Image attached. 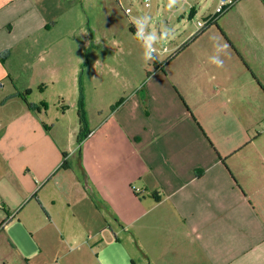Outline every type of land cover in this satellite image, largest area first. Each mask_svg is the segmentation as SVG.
<instances>
[{
	"label": "crops",
	"instance_id": "obj_1",
	"mask_svg": "<svg viewBox=\"0 0 264 264\" xmlns=\"http://www.w3.org/2000/svg\"><path fill=\"white\" fill-rule=\"evenodd\" d=\"M77 3L0 0V264H264L261 150L226 159L240 148L206 137L192 161L188 94L134 78L130 58L111 110L120 85L100 81ZM75 141L84 153L58 169Z\"/></svg>",
	"mask_w": 264,
	"mask_h": 264
},
{
	"label": "rangeland",
	"instance_id": "obj_2",
	"mask_svg": "<svg viewBox=\"0 0 264 264\" xmlns=\"http://www.w3.org/2000/svg\"><path fill=\"white\" fill-rule=\"evenodd\" d=\"M108 1L114 5L102 8L96 6L97 0L76 4L79 11H84V19L75 21L77 33L81 29L86 31L88 24L94 44L98 39L99 58L105 64L100 67V81L111 85L118 81L119 98L126 97L129 88L121 85L122 59L130 58L134 78L147 73V83L160 79L168 83L169 91L178 93L180 88L188 94L191 140L198 137L191 144L192 161L202 158L196 156L200 151L199 139L204 143L206 137L220 148H240L237 155L226 159L252 160L253 147L264 155V0H238L190 39L193 21L212 13L218 0H179L170 10L167 0H148V5L146 0H122L120 4ZM191 2L197 12L192 18L188 6ZM126 7L130 12L124 11ZM144 15L151 17L148 26L157 35L170 29L174 32L170 39L156 46L155 62L144 61L143 48L134 35L136 30L133 34L130 29L133 17ZM178 42L173 50L161 51ZM217 44L226 45L222 54L216 51ZM118 48H131L133 52L130 57L120 55ZM114 53L119 56L114 57ZM213 57L221 58L223 66L211 63ZM73 147L75 152L69 155V162L84 153L76 141Z\"/></svg>",
	"mask_w": 264,
	"mask_h": 264
},
{
	"label": "clouds",
	"instance_id": "obj_3",
	"mask_svg": "<svg viewBox=\"0 0 264 264\" xmlns=\"http://www.w3.org/2000/svg\"><path fill=\"white\" fill-rule=\"evenodd\" d=\"M178 2L179 0H167L166 7L170 10ZM150 19L151 17L147 15H144L143 17H133L132 19V24L136 27L135 38L141 43V46L143 48V59L145 62L158 61V49L156 46L170 39L174 35L172 29L163 31L159 35H157V33L150 30L148 26V22ZM225 48L226 45H216V51L219 54H222ZM211 63H213L217 67L223 66V60L218 57H213Z\"/></svg>",
	"mask_w": 264,
	"mask_h": 264
},
{
	"label": "trees",
	"instance_id": "obj_4",
	"mask_svg": "<svg viewBox=\"0 0 264 264\" xmlns=\"http://www.w3.org/2000/svg\"><path fill=\"white\" fill-rule=\"evenodd\" d=\"M190 15H191V11H190ZM216 19H214V22H215ZM131 31L134 32V29L131 27L130 28ZM205 29V27L201 28L200 30L197 31L196 34H198L199 32H202L203 30ZM194 34L192 36V38L196 35ZM22 97H23V100L25 102V104L27 105L28 108L30 109H35V108H38L37 106L33 105L32 103H30L29 101H27V99L25 98V96L22 94ZM123 98L121 97L117 103L111 105L110 109L113 110L117 104H119L120 102H122ZM77 105H78V114H79V121L81 123V133L78 135V140H81L82 138H84V136H86V134L88 133L87 131V119H86V112H85V105H84V97H83V93L80 89L79 91V98H78V101H77ZM67 156V153L62 151V161L61 163L59 164L58 166V169H67L69 168L70 166V163L69 161L67 160L66 158Z\"/></svg>",
	"mask_w": 264,
	"mask_h": 264
},
{
	"label": "built area",
	"instance_id": "obj_5",
	"mask_svg": "<svg viewBox=\"0 0 264 264\" xmlns=\"http://www.w3.org/2000/svg\"><path fill=\"white\" fill-rule=\"evenodd\" d=\"M238 0H218L216 6L214 7L212 13L202 16V20L197 21V25L199 27V30L205 26H207L211 21L216 19L217 15H220L224 13L227 9H229L231 6H233ZM147 5L149 4V1L147 0ZM125 12H130V8L126 7Z\"/></svg>",
	"mask_w": 264,
	"mask_h": 264
}]
</instances>
